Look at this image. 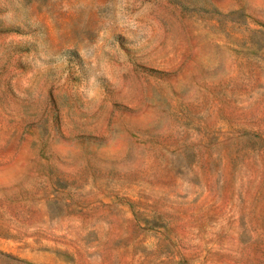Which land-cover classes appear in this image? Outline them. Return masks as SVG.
I'll return each mask as SVG.
<instances>
[{"label": "rangeland", "instance_id": "obj_1", "mask_svg": "<svg viewBox=\"0 0 264 264\" xmlns=\"http://www.w3.org/2000/svg\"><path fill=\"white\" fill-rule=\"evenodd\" d=\"M0 264H264V0H0Z\"/></svg>", "mask_w": 264, "mask_h": 264}]
</instances>
